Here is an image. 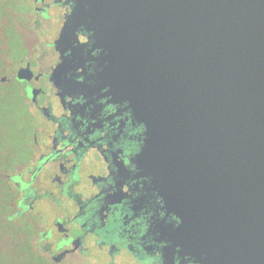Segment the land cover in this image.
<instances>
[{
	"label": "flooded vegetation",
	"instance_id": "1",
	"mask_svg": "<svg viewBox=\"0 0 264 264\" xmlns=\"http://www.w3.org/2000/svg\"><path fill=\"white\" fill-rule=\"evenodd\" d=\"M15 4L19 53L0 69V110L16 119L0 111V264H198L140 167L146 127L104 76L78 3Z\"/></svg>",
	"mask_w": 264,
	"mask_h": 264
},
{
	"label": "water",
	"instance_id": "2",
	"mask_svg": "<svg viewBox=\"0 0 264 264\" xmlns=\"http://www.w3.org/2000/svg\"><path fill=\"white\" fill-rule=\"evenodd\" d=\"M75 1L146 127L175 241L198 264H264V0Z\"/></svg>",
	"mask_w": 264,
	"mask_h": 264
},
{
	"label": "trees",
	"instance_id": "3",
	"mask_svg": "<svg viewBox=\"0 0 264 264\" xmlns=\"http://www.w3.org/2000/svg\"><path fill=\"white\" fill-rule=\"evenodd\" d=\"M16 7L15 0H0V69L4 65L6 55L9 60L15 58L19 53L16 52L19 51L17 48L19 47V37L16 26L9 24V18L13 16L12 12ZM6 48L12 50L10 55ZM16 48L17 50H15Z\"/></svg>",
	"mask_w": 264,
	"mask_h": 264
},
{
	"label": "rangeland",
	"instance_id": "4",
	"mask_svg": "<svg viewBox=\"0 0 264 264\" xmlns=\"http://www.w3.org/2000/svg\"><path fill=\"white\" fill-rule=\"evenodd\" d=\"M22 6L20 5H17V7L15 8V10H13L12 14L13 16L9 18V24L11 25H15V26H20L21 24V19H20V16H19V12L20 10L22 9L21 8ZM10 27V26H8ZM4 110H0L1 112H6L7 114L9 113L10 114V118L12 120V123L14 122L15 123V110L13 108V106H11L10 104H7V105H4Z\"/></svg>",
	"mask_w": 264,
	"mask_h": 264
}]
</instances>
